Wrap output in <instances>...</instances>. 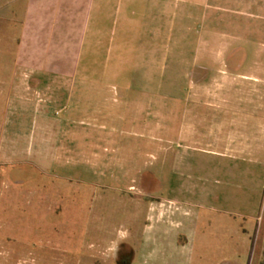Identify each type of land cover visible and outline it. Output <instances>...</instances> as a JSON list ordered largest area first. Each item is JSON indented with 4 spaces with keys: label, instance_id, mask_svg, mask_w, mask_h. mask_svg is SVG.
<instances>
[{
    "label": "rangeland",
    "instance_id": "374dc122",
    "mask_svg": "<svg viewBox=\"0 0 264 264\" xmlns=\"http://www.w3.org/2000/svg\"><path fill=\"white\" fill-rule=\"evenodd\" d=\"M45 6L0 0L1 264H264V115L245 116L255 105L242 103L225 136L242 150L139 128L125 103L153 87L62 84L56 74L18 65L50 62L41 38ZM186 26L173 25L172 53L161 56V72L146 74L160 75L163 107L170 95L183 97L181 111L191 89L185 80L208 76L187 70L201 25H193L192 40L180 38ZM254 41L259 47L264 37ZM247 48L242 63H264Z\"/></svg>",
    "mask_w": 264,
    "mask_h": 264
},
{
    "label": "crops",
    "instance_id": "0c3cea01",
    "mask_svg": "<svg viewBox=\"0 0 264 264\" xmlns=\"http://www.w3.org/2000/svg\"><path fill=\"white\" fill-rule=\"evenodd\" d=\"M262 1L31 0L46 3L41 38L45 43L44 56L51 59L42 66L18 65L32 72L56 74L63 78L62 84L71 82L112 89L119 83L128 90L153 87L152 93L126 101L124 111L131 124L153 133L156 128L164 129L163 133H169L170 137L187 133L191 137L212 139L220 148L225 145L226 149L242 150L241 141L236 138L227 141L225 136L228 126L235 128L232 121L242 115V103L247 101L255 105L254 109L249 105L245 116L257 119L259 113L264 115L257 110L258 93L264 100V92L259 91L264 88V63L241 62L242 56L250 55L249 45L258 58L264 56V50L259 49L264 48V42L257 47L254 41V36L264 37ZM195 11L200 14L195 15ZM178 23L187 25L186 35L180 37L186 40L194 39L193 25H201V30H197V47L192 51L194 58L187 70L208 73L201 80H185L191 89L186 96L187 108L183 111L179 106L183 97L178 94L170 95L171 103L164 102L166 106H162V95L158 91L162 88L160 75L146 78L147 73L161 72V56L170 55L172 41L179 38L172 30ZM166 24L170 25L169 29H165ZM163 41H166L165 46ZM227 56H231L230 63H227ZM227 72L232 74L226 75ZM227 89L233 90L229 105ZM263 100L260 101L262 105ZM202 106L208 107L205 112ZM163 116L169 117L165 124L160 120ZM181 119H185L186 124H179ZM212 126V131H208ZM153 207L160 215L166 211L162 204Z\"/></svg>",
    "mask_w": 264,
    "mask_h": 264
},
{
    "label": "flooded vegetation",
    "instance_id": "af4514ba",
    "mask_svg": "<svg viewBox=\"0 0 264 264\" xmlns=\"http://www.w3.org/2000/svg\"><path fill=\"white\" fill-rule=\"evenodd\" d=\"M0 264H1V262H0Z\"/></svg>",
    "mask_w": 264,
    "mask_h": 264
}]
</instances>
